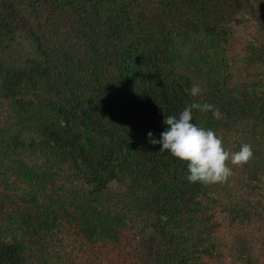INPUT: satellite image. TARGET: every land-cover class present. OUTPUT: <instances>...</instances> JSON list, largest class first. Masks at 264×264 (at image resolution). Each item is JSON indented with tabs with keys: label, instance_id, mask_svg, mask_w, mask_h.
Instances as JSON below:
<instances>
[{
	"label": "trees",
	"instance_id": "1",
	"mask_svg": "<svg viewBox=\"0 0 264 264\" xmlns=\"http://www.w3.org/2000/svg\"><path fill=\"white\" fill-rule=\"evenodd\" d=\"M0 102V264H68L65 223L85 245L134 231L130 264H209L220 215L244 230L235 260L264 264V0H0ZM192 102L219 108L193 123L228 151L252 148L224 183H189L148 140Z\"/></svg>",
	"mask_w": 264,
	"mask_h": 264
},
{
	"label": "clouds",
	"instance_id": "2",
	"mask_svg": "<svg viewBox=\"0 0 264 264\" xmlns=\"http://www.w3.org/2000/svg\"><path fill=\"white\" fill-rule=\"evenodd\" d=\"M185 91L197 98L203 90L197 83ZM193 110L211 112L217 120L222 118V113L216 106L192 102L178 116H165L163 123L166 129L160 134V138H154V134L149 132L148 140L153 145H160L159 152L167 151L187 163L188 174L185 179L189 183H224L232 175L229 164L240 167L248 163L253 156L252 148L249 144H242L239 151H228L222 138L214 130L193 123Z\"/></svg>",
	"mask_w": 264,
	"mask_h": 264
},
{
	"label": "rangeland",
	"instance_id": "3",
	"mask_svg": "<svg viewBox=\"0 0 264 264\" xmlns=\"http://www.w3.org/2000/svg\"><path fill=\"white\" fill-rule=\"evenodd\" d=\"M237 50L244 54L243 41L237 39ZM5 107L0 102V119L6 115ZM223 222V228L220 234L222 242L223 256L221 258H210L209 264H241L232 254L233 236L240 234L244 230L240 226H231L226 221L224 215H220ZM74 225L65 223L59 232V237L64 241V250L67 251L69 258L68 264H130L131 258L135 257L136 249L140 247L139 238L133 231L129 232V238L124 239L116 247L106 244L99 245H85L84 240L78 232L74 231ZM252 245L257 255L264 262V236H252ZM134 261V260H133ZM67 264V263H65Z\"/></svg>",
	"mask_w": 264,
	"mask_h": 264
}]
</instances>
